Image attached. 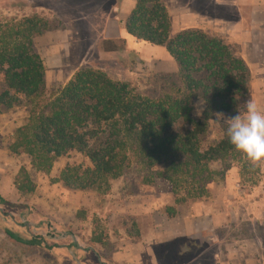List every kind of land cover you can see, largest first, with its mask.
Instances as JSON below:
<instances>
[{"label":"rangeland","instance_id":"rangeland-1","mask_svg":"<svg viewBox=\"0 0 264 264\" xmlns=\"http://www.w3.org/2000/svg\"><path fill=\"white\" fill-rule=\"evenodd\" d=\"M136 2L0 0V22L34 14L59 22L58 28L34 39L46 66V94L53 97L81 68L102 69L113 80L136 84L151 73L168 72L157 71L161 63L169 68L162 46L134 41L131 48L116 53L101 48L104 39L119 33ZM204 3L216 15L231 18L212 0ZM242 16L251 22L248 14ZM172 20L178 30L180 16ZM220 37L250 71L248 92L238 110L243 111L248 99L264 108V48H259L258 61H246L241 56L248 50L242 37ZM193 105L192 115L198 119L205 102L194 99ZM29 107L22 98L19 105L0 113V195L19 205L0 203V264H264V163L253 164L236 151L233 157L214 162L212 169L220 173L210 196L178 206L172 219L165 213L174 205L170 184L155 178L150 182L151 176L137 161L111 181L108 191L70 190L58 178L68 164L85 163L81 155L61 156L49 173H42L32 167L28 155L11 152L8 146L15 130L26 123ZM238 110L224 117L235 116ZM223 122L217 114L212 116L201 138L203 149L226 138ZM22 169L36 184L32 193L16 187ZM256 201L262 204H252ZM5 229L41 236L45 244L24 246L11 240Z\"/></svg>","mask_w":264,"mask_h":264},{"label":"trees","instance_id":"trees-1","mask_svg":"<svg viewBox=\"0 0 264 264\" xmlns=\"http://www.w3.org/2000/svg\"><path fill=\"white\" fill-rule=\"evenodd\" d=\"M58 23L39 14L0 22V113L22 98L30 106L9 150L28 155L42 173H49L61 156L81 155L85 163L68 164L58 178L70 190L108 191L111 181L137 161L150 182L155 178L170 184L174 205L165 209L169 218L176 217L178 206L209 197L220 173L212 164L233 157L235 150L227 138L203 149L201 138L214 114H233L245 99L250 71L244 60L220 36L200 29L174 35L163 0H137L125 23L129 38L104 39L102 50L119 52L133 41L162 46L178 73H151L136 84L113 80L102 69L81 68L48 97L46 66L34 39ZM194 99L205 102L198 119L192 115ZM16 187L32 193L36 184L22 169ZM0 203L19 207L1 195ZM5 233L24 246L45 244L41 236L11 229Z\"/></svg>","mask_w":264,"mask_h":264},{"label":"crops","instance_id":"crops-1","mask_svg":"<svg viewBox=\"0 0 264 264\" xmlns=\"http://www.w3.org/2000/svg\"><path fill=\"white\" fill-rule=\"evenodd\" d=\"M163 1L166 3L165 5L172 19H174L175 15L180 16L181 27L178 30L175 29V22L172 20L173 34L184 30L200 29L223 37L230 36L234 39L242 37V40L245 41L244 44L247 46L248 50L245 55L241 56L246 61H258L260 57H262V52H260L259 48H264V2L261 0H212L214 5L218 4L228 10L229 16L231 15V18H228V20L224 17L216 15L212 11V8L208 7V5L204 3L209 0ZM235 14H238V16L235 17ZM241 14H248L251 18L249 19L248 17V19L251 20V22L244 18L245 16L239 17ZM121 37L129 38L125 29V23L120 28L119 33L112 36V39ZM133 43L134 41L127 48H131ZM139 43L140 41H135V44ZM166 54L167 57L165 58L169 68H166L165 63H161L157 71H168L172 73L178 72L179 68L176 61L169 55L168 52ZM252 204L257 206V204H262V202L256 201ZM188 218L190 219L191 217ZM189 221L190 220H188V222Z\"/></svg>","mask_w":264,"mask_h":264},{"label":"clouds","instance_id":"clouds-1","mask_svg":"<svg viewBox=\"0 0 264 264\" xmlns=\"http://www.w3.org/2000/svg\"><path fill=\"white\" fill-rule=\"evenodd\" d=\"M198 109L196 115H200ZM223 120L224 135L234 150L253 164L264 163V108L253 99L243 104V111L228 118L217 114Z\"/></svg>","mask_w":264,"mask_h":264}]
</instances>
